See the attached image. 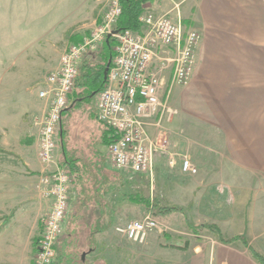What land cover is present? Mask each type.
<instances>
[{
    "label": "rangeland",
    "instance_id": "374dc122",
    "mask_svg": "<svg viewBox=\"0 0 264 264\" xmlns=\"http://www.w3.org/2000/svg\"><path fill=\"white\" fill-rule=\"evenodd\" d=\"M0 1V38L2 44H5V47L0 46V264H28L27 260L31 261L33 256L27 259L23 248L35 227L37 217L36 210L31 208L45 206L39 185L37 189V179L32 177L33 174L25 165V155L35 149L31 145L37 140L39 118L44 111L37 99V91L44 86L48 75L56 71L60 58L70 43L69 39L74 36L87 37L99 28L115 0ZM159 2L160 0L148 4L146 11L158 14L155 5ZM150 6L153 8L147 9ZM104 43L106 44V38L98 44L95 51L87 52L79 60L77 68L79 63L87 59L91 65L99 62ZM95 100L96 96L63 113L58 137V156L62 147L61 131L63 146L71 154L82 157V162L97 151L103 127L94 116ZM70 105L71 100L69 107ZM169 106L174 110L170 100ZM162 131L165 130L159 129V133ZM196 132L198 133L193 134L201 135L199 129ZM166 134L169 135L168 132ZM27 141H31V144L26 145ZM190 146L193 151L188 146L178 150L179 156L175 155L173 165L170 164L171 150L157 157L152 177L115 172L119 177L110 190L117 192L111 198L108 195L110 190L108 194L105 192L107 197L104 200L116 203L110 213L113 224L115 222L112 232L117 239L112 238L110 246L109 242H104L106 249L100 251V257L95 260L89 259L90 263L94 264L100 258L99 264H129L134 258L136 264H154L160 254L165 253V249L167 254L174 255L176 251H185L194 246L200 249V261L201 258L206 261L208 254L219 247L215 237L207 230L200 229L197 237L192 236L182 215H158L155 208L146 209L141 204L133 203L130 200L132 195L157 201L161 207H181L195 225H211L212 222L219 221L224 225L229 223L232 226L231 233L235 231L234 224L231 223L232 211L245 212L248 240L253 248L264 252V208L253 207V201L244 208L242 194L230 191L223 184L222 161L208 152L205 143ZM102 149L107 155L106 148ZM172 152L176 151L172 149ZM183 156L188 157L197 168V176L188 177L181 172ZM107 160L109 162L108 155ZM73 193L74 184L71 181L69 207L74 200ZM26 210H31L28 215L25 214ZM107 210H100V217L104 222ZM94 212L92 210L90 213ZM46 214L47 212L38 218L39 223ZM147 216L158 223L159 229L151 233L144 244L131 243L116 233L117 227L140 221ZM224 225L221 224L222 227ZM22 226H25V230H22ZM39 233V230L36 231L35 236ZM227 233L229 232L223 235L225 238H229Z\"/></svg>",
    "mask_w": 264,
    "mask_h": 264
},
{
    "label": "crops",
    "instance_id": "0c3cea01",
    "mask_svg": "<svg viewBox=\"0 0 264 264\" xmlns=\"http://www.w3.org/2000/svg\"><path fill=\"white\" fill-rule=\"evenodd\" d=\"M155 6L158 14L168 15L180 21L186 31L195 30L201 36L194 72L184 86L172 91L170 101L175 114L162 126L163 130L169 133L170 157L172 154L178 155V150L187 146L192 150L190 145L205 143L208 152L222 161L223 184L230 191L242 194V206L245 208L253 201V207L264 208V0H160ZM150 8L153 6L147 9ZM100 22L101 20L98 21ZM77 37L80 39L78 43L85 38ZM69 42L78 44L72 42V38ZM2 43L0 38V46L5 47ZM169 73L164 71L161 75L164 88L167 87ZM71 97L72 95L70 100ZM39 102L44 110L45 103ZM198 129L200 136L193 134L198 133ZM150 130L154 131L153 128ZM102 134L103 130L97 151L89 155L84 162L82 157L71 154L67 147L65 148L68 159H79L78 164L83 166L86 177H93L90 174L91 169L100 167L103 161L109 172H116L102 151ZM31 147L35 149L25 155V165L33 174L32 177L37 179L38 189L42 175L55 167L40 162L38 138ZM172 149L176 152H172ZM60 156L61 152L56 158L57 166ZM112 187L113 184H110L106 194ZM105 192L88 203L83 202L80 195L73 193L74 200L62 227V231L69 227L76 233L80 232L78 236L83 243L79 249L85 253L86 264H92L89 259L100 257V251L106 249L104 242H109L110 246L112 238L117 239L112 232L115 222L113 224L112 216L109 215L116 203L104 199L103 203L101 198L107 197ZM109 192L111 198L117 191ZM44 205L31 208L36 210L37 217L35 227L23 248L27 259L34 256L35 234L40 230L38 218L50 209L48 200H44ZM101 208L108 209L105 222L100 217ZM31 210H26L25 214L28 215ZM92 210L95 212L91 214ZM231 216L235 230L232 233L229 223L224 225L219 221L212 222L211 225L217 226L222 235L229 232L226 234L229 238L244 236L251 245L245 212L232 211ZM97 228L105 231L95 235L93 241H90L89 231ZM22 230H25V226H22ZM59 243L58 240L56 245ZM218 244L219 247L208 254L206 261L202 258L200 261V249L194 246L185 251H176L174 255L167 254L165 249V253L160 254L154 264H258L240 242L231 246ZM254 249L264 257L262 250ZM98 259L97 264L101 263ZM27 261L32 264V260ZM55 263H58L57 260ZM129 264H136L134 258Z\"/></svg>",
    "mask_w": 264,
    "mask_h": 264
},
{
    "label": "built area",
    "instance_id": "2783aa9c",
    "mask_svg": "<svg viewBox=\"0 0 264 264\" xmlns=\"http://www.w3.org/2000/svg\"><path fill=\"white\" fill-rule=\"evenodd\" d=\"M119 14L115 0L99 28L81 43L67 46L56 71L48 75L37 91V98L45 103L39 118L38 158L43 165L52 164L55 168L39 181L40 193L50 202V209L40 220L32 264H55L56 244L69 210L71 178L57 166L56 158L61 118L69 107L78 77L77 63L113 32ZM140 23V32L125 31L112 36L116 41L114 58L105 85L96 96L95 116L117 135L107 148L111 167L152 177L157 157L168 153L170 139L159 129L175 114L169 106L170 95L192 76L201 36L195 30L186 31L180 21L168 15L146 11ZM164 71L170 72L165 88L161 80ZM151 128L155 130L151 132ZM175 158L170 157L171 165ZM180 168L188 177L198 174L186 156L182 157ZM157 229L158 223L147 216L115 231L131 243L144 244Z\"/></svg>",
    "mask_w": 264,
    "mask_h": 264
},
{
    "label": "trees",
    "instance_id": "16d2710c",
    "mask_svg": "<svg viewBox=\"0 0 264 264\" xmlns=\"http://www.w3.org/2000/svg\"><path fill=\"white\" fill-rule=\"evenodd\" d=\"M116 1L120 8V14L116 18L112 31L123 33L125 31L140 32V18L146 12L147 5L153 4L155 1L159 0ZM101 24L102 23H100V25ZM72 42L78 43L80 42V39L77 36H74L72 37ZM115 46L116 41L114 37H111L109 43H104L103 45L99 62L91 65L89 59H87L83 63H79V77L76 80L75 90L72 94L71 105L68 110L83 101H89L90 99L97 96L98 93L103 89L105 85L103 72L108 59L110 57H112V59L114 58ZM116 138L117 135L114 130L103 126V134L101 137V146L103 148L107 149L108 146L116 140ZM28 144H31V141H27L26 145ZM61 144V156L58 166L69 174L71 181L74 184V194L76 196L80 195L83 202L85 201L88 203L93 199L101 197L102 193L105 192L106 187H110V184H114L112 182H115V180H117L119 177L116 175V173L109 172L107 168L104 167L103 161L100 167L91 169L90 174L93 177H86L89 179L84 178V169L83 166H79V159H68L66 155V150L63 146V131H61ZM103 199L104 198H101L102 202L104 203ZM130 200L133 203L143 205L146 207V209L155 208L158 215H182L188 232L195 237L199 235L200 229H204L212 234L218 243L224 246H231L237 242H240L258 264H264V257L248 243L244 236L225 238L219 228L215 225H195L190 221L187 212L181 207H161L157 201L149 200L136 195H132ZM103 209L104 208H101L100 210L103 211ZM104 231V229L99 228L90 230L88 236L90 241H93V238L96 234L102 233ZM75 232L76 231H72L69 227L66 229V231H62V236L59 239L60 243L56 246L57 264H86L85 253L80 252L79 249L83 241L80 240L79 236L76 235Z\"/></svg>",
    "mask_w": 264,
    "mask_h": 264
},
{
    "label": "water",
    "instance_id": "95a60500",
    "mask_svg": "<svg viewBox=\"0 0 264 264\" xmlns=\"http://www.w3.org/2000/svg\"><path fill=\"white\" fill-rule=\"evenodd\" d=\"M117 32L113 31L112 33L108 34L107 37H106V44L109 43V40L112 36L116 35ZM111 63H112V57H110L107 61V64L105 66V69H104V72H103V79L104 81H106L107 79V74H108V71H109V68L111 66Z\"/></svg>",
    "mask_w": 264,
    "mask_h": 264
}]
</instances>
